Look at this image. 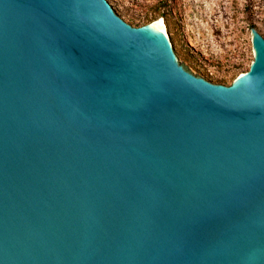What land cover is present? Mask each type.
Masks as SVG:
<instances>
[{
	"label": "water",
	"instance_id": "water-1",
	"mask_svg": "<svg viewBox=\"0 0 264 264\" xmlns=\"http://www.w3.org/2000/svg\"><path fill=\"white\" fill-rule=\"evenodd\" d=\"M229 85L163 20L0 0V264H264V39Z\"/></svg>",
	"mask_w": 264,
	"mask_h": 264
},
{
	"label": "rangeland",
	"instance_id": "rangeland-1",
	"mask_svg": "<svg viewBox=\"0 0 264 264\" xmlns=\"http://www.w3.org/2000/svg\"><path fill=\"white\" fill-rule=\"evenodd\" d=\"M133 27L162 19L179 63L229 85L252 61L250 29L264 39V0H106Z\"/></svg>",
	"mask_w": 264,
	"mask_h": 264
},
{
	"label": "built area",
	"instance_id": "built-area-1",
	"mask_svg": "<svg viewBox=\"0 0 264 264\" xmlns=\"http://www.w3.org/2000/svg\"><path fill=\"white\" fill-rule=\"evenodd\" d=\"M249 68V67H248Z\"/></svg>",
	"mask_w": 264,
	"mask_h": 264
}]
</instances>
